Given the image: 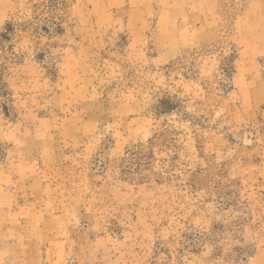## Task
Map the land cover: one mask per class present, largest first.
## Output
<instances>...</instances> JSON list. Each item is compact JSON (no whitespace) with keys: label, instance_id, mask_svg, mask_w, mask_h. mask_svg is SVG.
I'll use <instances>...</instances> for the list:
<instances>
[{"label":"rangeland","instance_id":"374dc122","mask_svg":"<svg viewBox=\"0 0 264 264\" xmlns=\"http://www.w3.org/2000/svg\"><path fill=\"white\" fill-rule=\"evenodd\" d=\"M0 33V262L264 264V0H0Z\"/></svg>","mask_w":264,"mask_h":264},{"label":"trees","instance_id":"16d2710c","mask_svg":"<svg viewBox=\"0 0 264 264\" xmlns=\"http://www.w3.org/2000/svg\"><path fill=\"white\" fill-rule=\"evenodd\" d=\"M0 39H3L2 33H0ZM234 61H235L234 55H232L230 57L229 61H227L224 64V67H223L224 73L229 75L232 72H234V67H233ZM8 92L9 91L7 89V83L3 80L2 73H0V96L5 97L7 94L9 95ZM178 106H179L178 103L174 102L171 98H165V99L159 100L158 104L154 108V113L156 115L168 114V113H171L174 110H176L178 108ZM144 153L145 152L143 149L133 150L132 152L128 151L127 154L131 156V159L129 160L130 164L127 165L126 167H124L123 173L128 174V175H134V174L138 173L140 171L139 165L142 164V163H140V161H142V158L143 157L149 158V155L146 156ZM145 164L146 165L148 164V159L145 162ZM133 166H134V168H133ZM186 238H188L192 242H194L192 244V246H195L196 244H199V243L203 242L204 240H207V236L203 237L199 233H191ZM212 243L217 244V243H219V241L215 238H212ZM216 251L220 254L222 252V251H220L219 248H217ZM232 252L235 254L234 255L235 258L233 260L238 261V262H247L250 258L255 256V248L252 246L234 247ZM220 254H218V256H220Z\"/></svg>","mask_w":264,"mask_h":264},{"label":"crops","instance_id":"0c3cea01","mask_svg":"<svg viewBox=\"0 0 264 264\" xmlns=\"http://www.w3.org/2000/svg\"><path fill=\"white\" fill-rule=\"evenodd\" d=\"M0 164V254H2V244L5 240L16 242L18 235H21L24 239L26 235L21 233L14 232L12 225L19 224L20 216L19 213H16V209L18 205L21 203V192L22 189L19 185L12 182L15 176L6 168L1 166ZM20 169L23 166H19ZM29 168L26 170H19L18 174H21V180H25L29 178ZM30 187L25 185V189L27 190ZM15 211V213H13ZM5 224H7L5 226ZM11 227H10V226ZM5 226V227H4ZM8 228V230L6 229ZM3 257H5L3 255ZM3 260V259H2ZM0 264H4L3 261Z\"/></svg>","mask_w":264,"mask_h":264}]
</instances>
